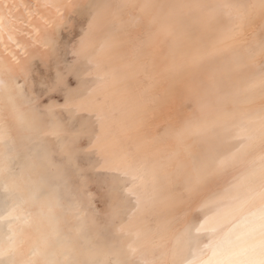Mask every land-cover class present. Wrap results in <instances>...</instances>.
<instances>
[{
    "label": "bare ground",
    "instance_id": "obj_1",
    "mask_svg": "<svg viewBox=\"0 0 264 264\" xmlns=\"http://www.w3.org/2000/svg\"><path fill=\"white\" fill-rule=\"evenodd\" d=\"M105 1L100 0L99 6H102ZM91 2L92 0H0V67L4 69L3 72H0V81H2L0 83V119L3 121V126H0V184L5 183L11 195L6 213L3 210L1 213H5V215L0 217V225L7 219V229L0 227V264H174L178 261L182 251V242L186 238V232L188 233L187 226L196 211L206 197L216 187L222 185L227 178L226 175L221 176L219 171L205 174L200 183L194 187L191 198L184 201L177 199L178 182L182 175L194 177L192 151L200 148V146L194 139V133L186 132L182 137L177 138L175 132L183 129L186 121L193 119L198 114L196 109H191L187 105V101L194 96L197 90L201 89V86L196 79L199 68L195 63L189 65L183 74L175 80L183 59L190 56L191 53L187 51L173 57L171 51L172 32L159 31V19L166 13L171 4L168 0H150L143 6H141L142 0H128L124 15L131 16L136 13V18L129 22L126 27L118 28L109 24L111 15H107L98 26L94 36L95 40L99 42L104 34L109 33L118 42L114 52V60L118 68L125 70V75L121 78L122 85L114 92L113 96L131 99L137 110L136 120L131 126H125L119 130H106L104 138L111 139L121 135L133 137L136 144L128 152V156H131L133 161L146 165L152 177L157 180V201L169 199L174 207L161 215L152 228H149L146 222L143 227L133 225L123 218L122 210L116 207L115 215L119 219L117 226L121 238L119 245L112 248L106 242L98 244L95 241L91 242V245H83V240L81 241L79 236L84 225V211L78 213V209H71L73 211L64 214L62 207L58 204L57 190L41 181L42 176H46L44 174L45 169L39 160L41 157L38 159L29 156L31 157L30 164L27 162L28 165L24 168L21 167V171L14 170L13 163L7 155L10 144L16 146H13L14 148L20 147L26 155L30 153L31 142L33 143L36 139H48L47 141L50 142L49 140L54 134L63 136L65 133L68 135V132L74 131L66 127V122L55 120V115L58 112V104L55 101L50 102V109L47 108L50 114L47 115L28 105L24 101L25 96H23L26 94L23 93L22 95L21 92L23 91V89L21 90V83L24 89L32 93L38 80L37 77L41 78L40 71L50 77L51 72L57 70L59 73L61 72L63 77H67L68 71L64 73L60 66L61 59L58 57L65 45V35L62 32L69 31L74 27V16L84 12ZM118 2L119 0H111L110 9L115 8ZM231 11L235 12L230 18L234 23H232L233 28L224 30L220 37L210 42V46L227 42H239L244 45L264 35V5L256 8L254 15L252 13L249 19L236 9ZM83 25L85 24L83 23ZM254 58L246 65V73L251 78L257 70L258 64L263 60L264 53L259 50ZM64 70L66 71V68ZM85 74L87 75L85 72L83 76ZM210 75L211 72L206 73L202 79L209 78ZM43 76L42 78H45ZM48 81L45 82L48 83ZM40 86L43 85L40 84ZM71 88L76 89L77 86ZM64 92L62 91V93ZM79 92L70 91L71 96L67 99L75 102L74 100L77 99L78 95L80 96ZM43 93L45 94V92ZM88 97L90 98V95L86 98ZM85 102L87 101L85 100ZM86 106L90 113H93V105L89 103ZM237 106L240 109L247 108L250 111L259 109L264 107V99L255 93L252 97L238 103ZM68 110L71 111L72 109L69 108ZM74 110L77 112L79 106L77 105L72 111ZM63 111H65L64 108ZM73 113L75 116V112ZM90 113L89 115H91ZM70 116L72 117V115ZM99 116L101 114L97 113L93 117ZM236 116L237 114L234 115V117ZM97 120L100 119L97 118ZM259 122L264 124L261 120ZM76 129H78L79 135V128ZM83 130L84 128L81 126L80 131ZM72 135L71 137H73ZM4 136L8 137L9 141H6ZM54 137L56 140V135ZM48 146L50 148V145ZM62 149L64 150V148ZM170 155H172V159L169 158ZM262 156H264V134L256 139L251 148L244 154L243 159L250 163L253 160L261 159ZM22 159L20 157V160ZM262 161L264 163V160ZM180 162L186 166L184 173L179 172ZM116 171L119 170L116 169ZM1 188L3 187L1 186ZM6 188L4 189L6 190ZM117 190L118 188L114 189L116 195ZM246 208L264 209V173L261 182L245 201L243 207L231 217L226 227L213 238L209 244L211 246L200 251L198 258L206 259L211 255L217 241L235 221H239ZM252 220L250 218L251 223ZM251 223L250 225H252ZM242 227L245 230L242 239L226 249L218 260L225 255H230L236 264H255L260 259L259 244L252 246L255 228L246 225V222ZM114 231L116 232L117 229ZM158 247L161 252L155 254L154 251ZM183 263L186 264L187 262L182 261L180 264Z\"/></svg>",
    "mask_w": 264,
    "mask_h": 264
},
{
    "label": "rangeland",
    "instance_id": "obj_2",
    "mask_svg": "<svg viewBox=\"0 0 264 264\" xmlns=\"http://www.w3.org/2000/svg\"><path fill=\"white\" fill-rule=\"evenodd\" d=\"M99 1L100 0H92L84 12L74 16V27L69 31L62 32V34L65 35L64 48H67H63L59 52L58 57L61 59V65L60 63L59 65L64 73H67L68 67H70L68 65L72 64L76 58L74 54L78 51L80 46V35L84 33V31H87L89 21L95 18L96 31L107 15H111L109 24H111L112 27L118 28L126 27L129 22L136 18V13H133L131 16L124 15L128 0H119V6L117 4L112 10L109 7L111 0H106L102 6H99ZM149 1L150 0H142L141 6ZM168 1H170L171 4L166 13L159 19V31H164L166 33L172 32L171 51L173 57L187 51L191 53L190 56L183 59L175 80L183 74L189 65L195 63L199 68L196 79L201 86V89L197 90L194 96L187 101V105L191 109H196L198 114L193 117V119H188L185 125L191 126V131L189 132L194 133V139L200 146V148L192 151L195 174L193 178L183 174L179 179V193L177 199L178 201H184L191 198L194 187L200 183L201 178L205 174L219 171L221 176H227L223 184L216 187V189L206 197L196 211L191 222L188 224L187 229L188 233L191 234V239L188 240L187 237L184 239L182 242V251L178 261L174 264H180L182 261L187 262L186 264H189V261H192L193 264H205V262L209 260L215 263V261L224 254L226 249L242 239L244 234L243 231H245L242 225L245 222L246 225L255 228L252 246H256L261 240V233L258 225L261 210L246 208L239 221H235L228 231L217 241L214 248L217 255L213 256V251L206 259L198 258L200 251L206 248L207 245L212 242L213 238L226 227L231 217L243 207L245 201L262 180V175L264 173V163L262 159H256L247 163L244 161L243 156L246 151L251 148L256 139L264 134V124L259 122L261 120L259 117L261 116V112L264 111V107L251 111L247 108L240 109L237 104L252 97L255 93L237 94V90L242 88L244 82L251 78L246 73V65L249 61L255 59L256 53L264 47V35L261 36L262 39H260L261 37L258 39L255 38L244 45H241L239 42H227L216 46H210V42L220 37L224 30L233 28L234 23L230 18L235 12H230V10L236 9L249 19L252 13L254 15L256 8L264 5V0H235L236 2L233 0ZM81 19L82 21L80 22ZM83 23L85 25H83ZM108 37L114 40L112 34L106 33L101 37L100 41ZM117 43L118 42L114 40L112 46L103 54H100L92 64L93 71L96 65L99 64L100 75H110L108 77V83L100 91H94L96 85L92 83L95 88L91 85V80L94 81L96 78L95 75H92L93 78H90L91 76L86 74L83 76L85 72L87 73V70L81 73L82 77H85V80L89 84V89L87 88L85 90L84 88L79 90L76 88V77H73L69 71L66 75L67 77L64 76L67 80L64 79V86L66 89L64 87L52 89L51 87V83L56 79V75L59 73L57 70H54V74L51 72V76L53 75L52 77L44 75L43 71H40V77L42 78L44 75L45 78L41 79L37 77L38 80L32 93L24 89L21 83V90L23 89V91H21L22 95L23 93L26 94L23 95L26 100L23 99L28 105L47 115L50 114V102L55 101L56 104H58V112L57 115H55V120L63 123L66 122V127L74 131L68 132V135L65 133L67 136L65 134L63 136L54 134L53 137L50 138V142L47 141L48 139H43L44 141L42 138L41 140L36 139V142H31L29 146L31 154L25 155L20 147L14 148L16 146L11 144L9 145L10 148L7 153L16 171H21V167L24 168V166L28 165L27 162L30 164L31 157L34 156L38 159L41 157L39 160L45 169L44 174H46V176H42V180H40L57 190L58 204L62 207L64 214H68V212L77 209L79 210H77L78 213L82 210L84 211V221L82 220L84 225L82 226L79 236L81 241L83 240V245H91L93 241L98 244L106 242L112 248L117 247L121 239L117 226L119 219L115 215L116 207L122 210L125 220L130 221L133 225L138 227H143V224L146 222L149 228L154 227L160 216L174 207L169 199L161 202L157 201V180L152 177L146 165L141 162L133 161L132 157L128 156V152H130L132 147L136 144V140L133 139V137L121 135L111 139L107 137L106 139L104 138L106 136V130H119L125 128V126L129 127L135 122L137 117V110L131 99H124L122 96H113L114 92L122 85L123 81L121 78L125 75V70L123 68H118L114 60V52L117 48ZM250 45L253 46L251 47ZM80 59L81 62L84 63L82 58ZM236 65H241L239 70L231 71ZM64 68H66V71ZM261 70L264 71V58L260 61L257 70L252 76H257L262 72ZM210 72L211 75L209 78L202 79L204 74ZM59 74H61V72ZM42 81L44 82L42 83ZM45 81H48V83ZM39 83L43 86L41 87ZM72 86L76 89L71 88ZM72 90H75V92L82 90L84 93L80 91L78 94H80L81 97L78 95L77 99L74 100L75 102H73L67 99V97L70 98L71 95L69 92ZM62 91L66 93L69 91V94L65 92L62 93ZM43 92H45V94ZM88 92L90 94H87ZM89 95L90 98H86ZM86 103L92 104L95 112L93 111V113H90ZM45 104H47L46 108ZM67 105L72 110L78 105L79 110H77V112L76 110H71V112L68 110L69 108ZM63 108L65 111H63ZM69 112L71 113L69 114ZM73 112H75V116ZM89 113L91 115H89ZM97 113L103 116L94 118L93 116ZM235 114H237L236 117H234ZM70 115H72V117ZM97 118L100 120H97ZM78 119L80 120L78 121ZM69 120L70 122H68ZM1 121L2 119H0V126H3V121ZM104 125L105 127H103ZM79 126H82L84 130L80 131ZM76 128H79V135L77 132L78 129ZM70 133L73 134V137H71ZM55 135L56 140L54 139ZM59 135L60 137H58ZM5 137L6 136H4V139L9 141V138ZM55 144L57 145L55 146ZM242 144L245 145V147L241 148ZM48 145H50V148ZM62 148H64V150ZM237 149H239V151H237ZM231 153H235V156L229 160L226 167L217 170L215 168L216 160L223 156L230 155ZM43 154L45 155L43 156ZM20 157L23 159L20 160ZM169 158L172 159V155H170ZM16 163L19 164L17 165ZM185 167V164L180 162L179 172L184 173ZM116 169L119 171H116ZM0 185L3 187L1 188L0 186L1 217L3 214L5 215L7 211V204L10 201L9 196L11 195L5 183ZM4 188H6V190ZM116 188H118L117 195L114 194V189ZM210 201H215L216 203H210ZM62 202L64 203L62 204ZM3 210H5V213L2 214L1 212H3ZM159 212L160 214H158ZM205 217L211 219H209L206 224L205 230L197 236L194 234L193 230L195 226H199L200 223L205 221ZM250 218L253 219L252 223L250 222ZM241 219L242 222L240 223ZM3 223H1L0 227H3L2 229H4V227L7 229V219ZM250 223L252 225H250ZM115 229H117L116 232L114 231ZM98 238L103 240L100 241ZM91 239L92 241H90ZM160 252L161 249L159 247L154 251L155 254Z\"/></svg>",
    "mask_w": 264,
    "mask_h": 264
},
{
    "label": "snow or ice",
    "instance_id": "obj_3",
    "mask_svg": "<svg viewBox=\"0 0 264 264\" xmlns=\"http://www.w3.org/2000/svg\"><path fill=\"white\" fill-rule=\"evenodd\" d=\"M95 26L96 20L89 21L87 25V31L80 35L79 39V49L74 54L75 59L73 63L70 65L68 71L76 77L75 83L77 85V89H87L89 87L88 82L82 77L81 73L87 70V75L92 76L95 75L96 79L92 82L96 85L94 91H100L103 87L108 83V74L100 75V66L96 65L95 70H92V64L97 59L100 54H103L106 50H108L114 40L111 37L105 38L102 41L97 42L95 40ZM262 53H264V47L261 49ZM95 54V55H94ZM82 61L86 63H82ZM241 65H236L231 71H238ZM4 69L0 67V72H3ZM146 72V69H144ZM2 83V81H0ZM52 89L62 88L64 87V78L63 75L58 74L56 79L51 83ZM248 94V93H257L259 94L261 99H264V71L260 72L257 76L249 78L244 82V86L237 90V94ZM260 119L264 122V111L261 112ZM191 131V126H185L183 129L175 132L177 138L182 137L186 132ZM245 147V145H241V148ZM239 151V149H237ZM235 156V153H231L230 155L223 156L219 158L215 162V168L217 170L223 169L228 164L229 160ZM264 160V156L261 157ZM210 203H216L215 201H210ZM208 217H205V221L200 223L199 226H195L193 232L195 235H199L202 231L205 230V226L208 223ZM259 229L261 233V240L259 243L260 248V259L255 262V264H264V209H261L259 215ZM186 237L188 240L191 239V234L186 232ZM210 247L211 245H207ZM217 252H213V256H216ZM189 264H193L192 261H189ZM205 264H214L212 260L205 262ZM215 264H236V262L231 259L230 255H225L222 259L215 261Z\"/></svg>",
    "mask_w": 264,
    "mask_h": 264
}]
</instances>
